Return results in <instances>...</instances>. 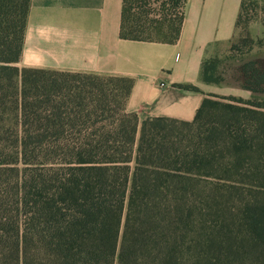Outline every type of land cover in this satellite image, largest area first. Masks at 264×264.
I'll list each match as a JSON object with an SVG mask.
<instances>
[{"label": "trees", "instance_id": "1", "mask_svg": "<svg viewBox=\"0 0 264 264\" xmlns=\"http://www.w3.org/2000/svg\"><path fill=\"white\" fill-rule=\"evenodd\" d=\"M186 2L123 0L121 39L176 42ZM29 5L0 0V264H264L255 63L242 82L253 99L140 122L129 79L18 67ZM257 5L243 0L238 26ZM214 66L203 82H221Z\"/></svg>", "mask_w": 264, "mask_h": 264}, {"label": "crops", "instance_id": "2", "mask_svg": "<svg viewBox=\"0 0 264 264\" xmlns=\"http://www.w3.org/2000/svg\"><path fill=\"white\" fill-rule=\"evenodd\" d=\"M242 2L187 0L179 37L168 44L121 39L123 0H30L18 67L129 79L125 108L140 122H192L206 97L254 98L239 81L214 84L201 78L205 62L230 51ZM249 32L264 36L258 22L250 24ZM251 57L264 63V52Z\"/></svg>", "mask_w": 264, "mask_h": 264}, {"label": "rangeland", "instance_id": "3", "mask_svg": "<svg viewBox=\"0 0 264 264\" xmlns=\"http://www.w3.org/2000/svg\"><path fill=\"white\" fill-rule=\"evenodd\" d=\"M259 2L255 11L250 12L251 20L246 24L245 22L240 25L239 32L236 38L232 42V48L228 49L227 52L221 54L220 56L213 59V64L215 65L214 76L221 79L223 84H230L244 81L243 76L246 74V64L252 62L255 63L256 69L264 73V63L259 64L258 62L250 61L252 59L251 54L255 51L264 52V36L255 35L249 32V26L252 23L258 22L264 28V0H252ZM244 31H246L244 33ZM245 38H249L247 40ZM249 75H253L254 72L250 71ZM255 98H264V95ZM182 133L185 135L194 134L187 128L181 129Z\"/></svg>", "mask_w": 264, "mask_h": 264}]
</instances>
